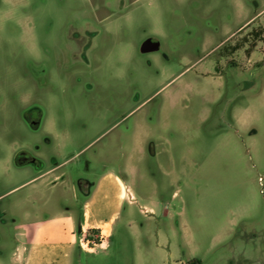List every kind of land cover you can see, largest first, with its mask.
Masks as SVG:
<instances>
[{
	"label": "rangeland",
	"instance_id": "1",
	"mask_svg": "<svg viewBox=\"0 0 264 264\" xmlns=\"http://www.w3.org/2000/svg\"><path fill=\"white\" fill-rule=\"evenodd\" d=\"M247 34L259 53L229 64ZM146 38L158 49L141 52ZM19 148L68 158L66 188L19 185L33 172ZM104 172L134 198L107 247L66 264H264V0H0V264H23L20 223Z\"/></svg>",
	"mask_w": 264,
	"mask_h": 264
},
{
	"label": "crops",
	"instance_id": "2",
	"mask_svg": "<svg viewBox=\"0 0 264 264\" xmlns=\"http://www.w3.org/2000/svg\"><path fill=\"white\" fill-rule=\"evenodd\" d=\"M26 151L31 154L28 150ZM31 156L37 158L35 155L31 154ZM28 159V156H25L18 166L26 168L30 165L33 172L19 185H32V188H35L37 186L35 182L45 181V185L49 188L57 185L65 187L67 181L71 180L70 174L63 170L59 175L50 165L44 164V167L40 169L42 162L40 159L35 163ZM67 160L68 158L62 162V167ZM58 176L61 177L58 178ZM92 183L88 195L82 199L81 209H77L74 205L75 195L72 190L70 203H68L70 206L64 207L60 213L33 221L30 227H27L26 223H20L14 232L12 256L15 260L23 264H42L43 261L46 264H66L61 256H65L75 246L87 252L95 251L96 247H107L117 211L123 203L122 198L128 194L134 198V193L124 178L112 172L100 174ZM107 209H110L108 216H102ZM106 223L109 226V232L103 234L101 227ZM18 230H21L20 234ZM87 231H97L95 235H101L97 240L101 241V244L93 249H82L79 242Z\"/></svg>",
	"mask_w": 264,
	"mask_h": 264
},
{
	"label": "flooded vegetation",
	"instance_id": "3",
	"mask_svg": "<svg viewBox=\"0 0 264 264\" xmlns=\"http://www.w3.org/2000/svg\"><path fill=\"white\" fill-rule=\"evenodd\" d=\"M250 32H251L250 34H257V31H255V32L250 31ZM250 34L243 36L242 41L232 40L231 43L226 45V47L224 49L225 53L221 52L222 54H224L227 57V62L229 64H232L233 66H242L243 64H246L248 67L251 63L253 53H259V50H258V48L256 49L255 45H253V47H255L256 50L253 47L248 45L250 41L247 38H249ZM236 54H239L238 57L236 56ZM236 60H238V61H236ZM252 62H255V61H252ZM38 116L37 117H31V115L25 114L24 119L30 127L36 128L39 124V117ZM25 156H28V158H29L28 160L32 161L33 163L40 161L38 158L32 157L31 154H29L26 151V149H23V148H19V149L15 150L14 153L12 154V159H13L14 163L16 165H18V164H20L21 160L23 158H25ZM62 162L63 161H57L56 159L53 158V159H51V162L49 163V165L51 166V168L56 173H58L60 175V173L62 171L61 170L62 169ZM43 167H44V162H41L39 168L42 169ZM59 177H61V176H58V178ZM95 179L96 178L89 179V178L81 177V176L76 178V181H75V184L73 185L72 190H73L74 195H75L74 205H76L77 209L82 208V206H83L82 205V199L88 195L89 190L93 184L92 182ZM69 206L70 205H64V207H69Z\"/></svg>",
	"mask_w": 264,
	"mask_h": 264
},
{
	"label": "built area",
	"instance_id": "4",
	"mask_svg": "<svg viewBox=\"0 0 264 264\" xmlns=\"http://www.w3.org/2000/svg\"><path fill=\"white\" fill-rule=\"evenodd\" d=\"M258 181L259 183L261 184V181H262V177L259 176L258 177ZM101 235L97 236L95 235V237H82L80 239V242H79V245L82 249H93L96 245H100L101 244V241H97L98 238H100Z\"/></svg>",
	"mask_w": 264,
	"mask_h": 264
},
{
	"label": "water",
	"instance_id": "5",
	"mask_svg": "<svg viewBox=\"0 0 264 264\" xmlns=\"http://www.w3.org/2000/svg\"><path fill=\"white\" fill-rule=\"evenodd\" d=\"M158 42L151 40V38H146L140 44V51L141 52H148L158 49Z\"/></svg>",
	"mask_w": 264,
	"mask_h": 264
},
{
	"label": "bare ground",
	"instance_id": "6",
	"mask_svg": "<svg viewBox=\"0 0 264 264\" xmlns=\"http://www.w3.org/2000/svg\"><path fill=\"white\" fill-rule=\"evenodd\" d=\"M108 225V224H107ZM109 226H107L106 228H104L103 230H102V232H103V234H108V232H109Z\"/></svg>",
	"mask_w": 264,
	"mask_h": 264
}]
</instances>
